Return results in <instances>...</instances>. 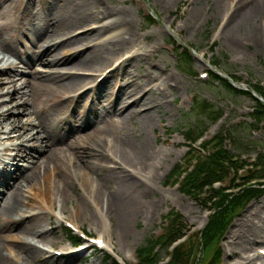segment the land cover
Segmentation results:
<instances>
[{"label":"bare ground","instance_id":"6f19581e","mask_svg":"<svg viewBox=\"0 0 264 264\" xmlns=\"http://www.w3.org/2000/svg\"><path fill=\"white\" fill-rule=\"evenodd\" d=\"M15 1L18 0H0V3L12 5ZM85 2L90 6L88 10L74 0H24L20 11L11 12L6 19L0 15V20H5L0 24V135L6 126H11L10 136L20 142L9 149L14 154L3 159L2 154H8L7 142L0 139V176L8 179L1 181L0 202L12 201L11 206L1 207L0 219L16 218L14 223L20 227L21 235L2 237L0 264H67L73 257L90 252L91 241L85 242L84 250L76 254L61 247L59 251L69 255L68 261H53L55 234L63 219L82 233H88L85 224L97 227L98 239L104 240L117 254L116 242L129 235L132 220L142 215L145 195L141 186L149 179H156L159 162L168 153L158 150L143 134L154 125V115L165 112L169 105L158 85L149 88L154 84L153 74L143 75L147 52L136 49L138 38L131 27L132 15L126 10L103 7L101 0ZM239 4L234 11L238 34L263 14L264 0H239ZM30 10L44 16L46 29H38L39 32L21 27ZM231 18L225 24L226 29L232 23ZM92 21L88 31L74 34L78 27ZM121 28L123 32L108 41L117 52L135 50L129 58L133 67L128 71L122 67L114 69L115 55L101 41L111 30ZM59 35L62 39L55 41ZM148 37L145 35L143 39ZM108 69H112L111 74L96 93L98 87L91 88ZM96 72H100L98 77ZM122 78L117 92L115 84ZM171 78L169 75L167 81ZM88 95L91 99L83 102ZM10 103L16 104L10 107ZM113 118H119L121 127L139 119L143 131L115 136L110 127ZM11 137L5 138L12 142ZM15 161L25 164L16 166ZM148 171L150 176H146ZM97 172L101 175L95 176ZM34 183L39 186L35 187ZM110 185L113 187L108 189ZM24 188H29L39 202H25L20 196ZM76 188L79 192H75ZM169 193L174 196V191ZM68 202L72 213H68ZM46 218L53 220L50 223ZM40 244L49 247L52 254L45 258L44 250L36 246ZM244 261L256 264L257 258L248 256Z\"/></svg>","mask_w":264,"mask_h":264},{"label":"rangeland","instance_id":"374dc122","mask_svg":"<svg viewBox=\"0 0 264 264\" xmlns=\"http://www.w3.org/2000/svg\"><path fill=\"white\" fill-rule=\"evenodd\" d=\"M22 1L24 0L15 1L12 5L7 2L0 3V15H3V19H6V16H9L13 11L15 13L20 11L23 6ZM74 1L85 10L90 7L85 0ZM101 1V6L103 7L114 10H126L132 15L130 17L131 27L138 38L136 49L138 51L141 48L142 51L147 52L148 59L146 64L142 66L143 75L153 74L155 78L154 84L152 83L149 88H154L155 85H158L169 105L168 110L165 112L162 110V112L154 115V125L144 131L143 134L148 136L158 150L168 151V153L159 162L161 164L158 165L156 179H143L147 181L143 184V187L141 186L142 193L145 195L143 197L144 201H142V215L138 219L134 218L132 220L133 223L129 235L116 242L117 254L108 251L109 248L103 253H96L95 247H93L90 252L73 257L71 262H67V264L121 263V259L127 254L131 255L128 263L136 264V250L139 247L147 246L149 239L160 235L162 219L172 209H177L181 212L193 230H199L208 223L209 212L206 207L200 202L196 203L184 196L178 190V186L172 184L173 179L169 177L170 171L177 164L183 161L184 165V158L189 152L186 147L187 141L184 134L188 130H191L193 134H197L200 129L207 125L210 126L213 115L224 114L225 117L218 131L227 133L229 137L227 148L233 153L243 154L248 158L257 156L259 153L264 154V127L254 129V120L249 113L256 106L255 101L248 95L227 91L223 84H206L200 81V74L203 72L219 71L224 76L233 74L240 77L242 82L237 83V85L242 87L240 89L242 91L250 89L248 85L255 86L261 83L264 86V12L256 17L249 27H244L238 34L235 30L237 24L236 14L231 18L232 23L230 26L227 29L223 27L224 23H226L223 22L226 12L241 6V4L238 5V0H230L229 3L226 1L219 2L218 0H172L170 2L169 0ZM15 6L16 9L13 10L12 8ZM69 6L70 4L67 5V7ZM48 8L50 11L52 10L49 4ZM32 13L33 11L30 12L28 17L25 15L21 27L29 30L46 29L48 25L44 21V16L39 12L36 14ZM16 15L19 21L21 13L18 12ZM149 16H153L155 20L153 24L149 20ZM7 20L9 21V17ZM2 23H5V20H0V24ZM93 23L94 21L88 22L84 26L78 27L74 34L78 35L88 31L93 26ZM89 24L90 26H88ZM38 31L40 32L41 30ZM122 32V28L118 31L111 30L101 41L105 42L113 57L115 55L113 61L116 64L123 62L120 67H123L124 71H128L130 67H133L132 60L128 58L135 50L129 52L126 49L117 52V49L111 46L108 41ZM145 35H149L146 40L143 39ZM61 36L56 37L55 41L62 39ZM126 40L129 42L128 37H126ZM175 40L178 42L176 43ZM127 42L126 45L128 44ZM173 42L177 46L182 44L187 50L193 51H190L193 59L188 66L184 64L185 67H182L181 59L175 50L176 46ZM125 48L127 47L125 46ZM216 60L219 62L220 69L211 65ZM96 74L98 76L100 72H96ZM169 75L172 76L169 79L171 80L170 83L176 84L175 88L167 84ZM156 77L159 79L156 80ZM118 81L120 83L115 84V91L117 92L123 83V78ZM104 82L97 88L96 93L102 90L105 85ZM141 82L143 83V81ZM160 83H163V85H159ZM90 99L91 95H88L82 101L87 102ZM18 100V102H21L20 99ZM15 104L10 103L9 105L14 107ZM202 104L210 106L206 109L207 112L203 111ZM112 121L110 127L114 131V135L118 137L124 136L127 131L137 133L143 131V126L139 119H135L132 123L124 126L125 128L121 127L119 118H113ZM6 127L8 130L11 128V126ZM213 135L209 131V137ZM18 143L20 142L15 140L12 144L18 145ZM9 154L14 153L11 151ZM90 160L94 161L93 158ZM24 164V162L15 161L16 166ZM108 165L115 166L116 164L109 163ZM100 175V172L95 173V176ZM242 175L246 176L244 172ZM146 176H150L149 171ZM5 180L8 181L6 176L3 179L0 176V184L1 181L5 182ZM33 185L35 187L39 186L38 183ZM76 186L78 188V185ZM112 187L113 185H110L108 189ZM77 188L75 192H79ZM171 191H174V196H170L169 192ZM20 196L25 202L29 200L39 202L37 196L32 194L29 188H24ZM11 205V199H4L0 202V209ZM21 209L25 211L24 207H21ZM26 210L32 211L31 209ZM67 210L68 213L73 212L70 202L67 203ZM56 211L58 212V209ZM15 219L3 217L0 219V250L4 244L2 241L4 235L12 238L21 237L19 234L20 227L14 223ZM46 219L50 223L53 220ZM47 221L44 224H47ZM85 227L88 231H91L89 233L91 236H99L97 227L92 226L90 228L86 224ZM59 229L55 234L57 242L55 248L67 247L71 249L72 247L68 240L69 234L64 227L61 226ZM262 230H264V195L247 204L232 221L227 234L221 241V264H246L244 259L252 255L261 256L256 263L264 264V231ZM27 240L31 239L27 237ZM36 246L44 247L41 244ZM259 252H263V254ZM3 253L9 254L7 250H3ZM132 254H134L133 257ZM48 256L49 254L44 252V257ZM53 261L58 263L68 261V259L54 258Z\"/></svg>","mask_w":264,"mask_h":264},{"label":"trees","instance_id":"16d2710c","mask_svg":"<svg viewBox=\"0 0 264 264\" xmlns=\"http://www.w3.org/2000/svg\"><path fill=\"white\" fill-rule=\"evenodd\" d=\"M180 56L186 58V60L191 59L186 51L185 53H180ZM214 80L218 81L219 79L214 78ZM222 82L229 91L233 90L226 81ZM255 90L259 94L264 91L260 86H256ZM202 107L205 111L210 106L202 104ZM261 121H264V111L256 115V124L258 125ZM261 159L262 157L260 158L262 162L263 160ZM242 165L243 162L233 160V154L223 147L222 139H219L215 150L209 156L200 158L193 171L187 174L182 181L181 191L191 198L197 199L201 197L205 191L204 189L207 188L206 195H210L207 200L215 199L216 212L211 216L204 231L201 233L196 232L193 237L180 244L173 251L171 260L167 264H197L198 262H196V257L194 258V256L195 253H200V246L202 245L206 254V259L204 258L206 264H220L222 253L220 242L234 217L251 201L264 195V184L246 186L238 194L227 193L224 187L220 189L212 188L214 183L220 182L224 184L228 178L233 177L231 179L233 182L238 168H242ZM231 174H233L232 177ZM263 177L264 173L262 171L251 172L246 178L245 184L250 179H261ZM184 230H186V223L181 215H175L172 219L170 218L168 225L164 229L165 233L156 241L149 240L147 246L139 249L140 264H159L162 256L159 252L155 253L156 247L161 245L163 249L168 250L174 242L185 235ZM200 235H202L201 243L199 242ZM73 241H75V238Z\"/></svg>","mask_w":264,"mask_h":264}]
</instances>
